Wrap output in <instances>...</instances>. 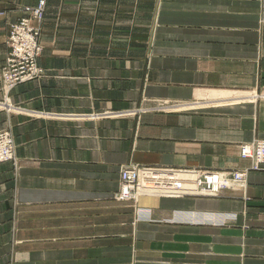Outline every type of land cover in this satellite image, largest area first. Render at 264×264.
<instances>
[{"label":"crops","instance_id":"crops-1","mask_svg":"<svg viewBox=\"0 0 264 264\" xmlns=\"http://www.w3.org/2000/svg\"><path fill=\"white\" fill-rule=\"evenodd\" d=\"M38 1L0 0V69ZM45 1L42 75L10 92L23 111L0 110L16 154L0 264H264V170L239 153L264 136L261 0ZM132 167L246 177L219 197L175 175L160 178L175 195L116 200Z\"/></svg>","mask_w":264,"mask_h":264},{"label":"built area","instance_id":"built-area-1","mask_svg":"<svg viewBox=\"0 0 264 264\" xmlns=\"http://www.w3.org/2000/svg\"><path fill=\"white\" fill-rule=\"evenodd\" d=\"M45 7V0H39L36 6L25 7L23 9L24 17L11 24L8 29L6 40L8 55L1 73V82L6 96L15 86L33 81L42 74L37 60L42 52L40 34ZM260 22L264 26V0H261ZM13 144L12 139L6 134L0 135V163L13 159ZM239 153L241 158L251 161V170H264V136L250 144L242 145ZM167 173L168 171L165 170L145 167L124 168L120 172V192L117 198L130 201L140 195H154L160 191L175 195L179 190L174 189L172 184H162L154 180L158 174ZM201 175L206 179L213 178V180H217L219 183L218 188L217 191L211 186H206V188L198 186L197 188L204 191L209 190L210 192H205L208 195H217L221 186L226 187L231 183L241 185L245 181L246 171L237 172L233 175H219L210 172ZM222 182H224L223 185H221Z\"/></svg>","mask_w":264,"mask_h":264},{"label":"rangeland","instance_id":"rangeland-1","mask_svg":"<svg viewBox=\"0 0 264 264\" xmlns=\"http://www.w3.org/2000/svg\"><path fill=\"white\" fill-rule=\"evenodd\" d=\"M264 27V26H263ZM41 44V43H40ZM42 53V52H41ZM7 55H8V51H7V53H6V55H5V58H4V61H3V65H4V62L6 61V59H7ZM2 68H3V66L1 67V69H0V89H1V91H2V93H3V99L0 101V110H5V111H8V112H19V111H23V109H21V107H19V106H16V105H12V104H10L9 102H8V96L9 95H7L6 96V93L4 92V90H3V86H2V82H1V73H2ZM42 75V74H41ZM20 85V84H19ZM18 86V85H17ZM16 87V86H15ZM14 87V88H15ZM13 88V89H14ZM12 89V90H13ZM11 90V91H12ZM10 94V93H9ZM1 134H6L9 138H11L12 139V141H13V143H14V137H13V134L11 133V131L10 130H1L0 131V135ZM13 155H14V157H13V159L12 160H10V161H6V162H12V163H14L15 164V161H16V154H15V145L13 144ZM2 163H4V162H2ZM251 167V166H250ZM237 172H241V171H233V172H231V173H226V175H233V174H235V173H237ZM222 174H225V173H222ZM171 176V175H170ZM174 184V182H172V181H169V184ZM223 183L224 182H222V184L221 185H223ZM236 187V185H233L232 183L231 184H229L228 186H221V188H220V190L219 191H223V190H231V189H236L235 188ZM218 193H220V192H218ZM219 195L220 194H217V195H214V196H210V197H219ZM140 196H143V195H140ZM139 197V196H138ZM137 197V198H138ZM137 198L136 199H134V200H130V201H136L137 200ZM115 199L116 200H119V201H126V200H121V199H119V198H117V196H115ZM149 218V217H148ZM226 256L225 255H223V254H220V253H218L216 256H215V258L213 257V256H210V255H207V259L206 260H210L211 261V263H213V261L215 262L214 264H239L238 262H236V261H234L233 259H231V260H225L226 258H225ZM213 260V261H212ZM143 261V260H142ZM153 262H155V261H160V259H153L152 260ZM144 262V261H143ZM167 262V261H166ZM168 262H169V264H183V262L184 261H181V260H177V259H168ZM196 262V264H210V263H207L208 261H195Z\"/></svg>","mask_w":264,"mask_h":264},{"label":"bare ground","instance_id":"bare-ground-1","mask_svg":"<svg viewBox=\"0 0 264 264\" xmlns=\"http://www.w3.org/2000/svg\"><path fill=\"white\" fill-rule=\"evenodd\" d=\"M171 175V176H170ZM179 176V175H182V176H187V177H189V178H191V179H193V181H192V186L191 187H185V188H194V187H198V186H200V187H202V188H206V186L208 187V186H211L212 188H214V189H216V191H217V188H218V182H217V180H213V178H209V179H206L203 175H201V176H199V183H198V178H197V176H195V175H188V174H185V173H179V174H177V173H174V174H158V176H156L155 177V179L154 180H156L157 182H161L162 184L163 183H169V180H160V178L161 177H168V178H172L173 176ZM145 181V180H144ZM143 183H146V182H143ZM171 184V183H170ZM173 186H174V189H185V188H183V187H181V186H179V185H177V184H172ZM201 188V189H202ZM202 192H203V194L204 195H208L207 193H205V192H210L209 190H201ZM216 191H215V193H216ZM214 195V194H213Z\"/></svg>","mask_w":264,"mask_h":264}]
</instances>
